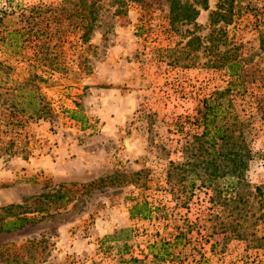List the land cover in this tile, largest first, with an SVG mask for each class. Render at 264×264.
I'll list each match as a JSON object with an SVG mask.
<instances>
[{
    "label": "rangeland",
    "instance_id": "rangeland-1",
    "mask_svg": "<svg viewBox=\"0 0 264 264\" xmlns=\"http://www.w3.org/2000/svg\"><path fill=\"white\" fill-rule=\"evenodd\" d=\"M71 1L0 0V207L37 210L0 234V264H264V0H235L232 23L222 0L217 24L219 0H96L97 25ZM190 4L194 22L172 20ZM17 28L16 53L1 36ZM227 88L248 123L247 184L168 181L203 130L204 100ZM31 91L48 112L17 121L11 95L31 105ZM123 227L128 240L110 238Z\"/></svg>",
    "mask_w": 264,
    "mask_h": 264
},
{
    "label": "trees",
    "instance_id": "trees-1",
    "mask_svg": "<svg viewBox=\"0 0 264 264\" xmlns=\"http://www.w3.org/2000/svg\"><path fill=\"white\" fill-rule=\"evenodd\" d=\"M75 1V0H74ZM73 5H83L82 11L76 16H81V21H85V25H97L98 16L96 9L100 8L99 1L90 0H76ZM135 2H140L143 0H133ZM209 0H203L202 2L196 0L195 2H200L203 8L208 9ZM228 10L226 9V17L223 15L222 10L225 8L223 6L222 0L216 5V10L212 12V24H217L222 20L223 16L224 22L232 23L236 15L235 12V0H229ZM183 12L174 13L172 10V20H187L188 22H194L199 15V9L194 5L182 6ZM34 7L32 11L36 10ZM64 9V8H63ZM7 14L6 11H3ZM3 18L0 17V23L3 24ZM31 25L32 23L29 22ZM25 30V29H24ZM34 28H30L28 35ZM90 27L85 35L84 40L89 39V35L92 32ZM25 35L23 29H14L2 34V42L4 47H9L13 49V52H18L21 49L23 41L22 38ZM12 43V44H11ZM20 47V49H18ZM15 50V51H14ZM2 65V63H0ZM241 66L239 63L232 61L229 64L231 71L236 67ZM55 68H58L57 65ZM239 78V75L235 74L234 71L231 72ZM27 85V84H24ZM16 88L22 90V85H16ZM15 88V89H16ZM18 92V91H17ZM230 88L216 91L210 98L204 100L203 109L201 111V117L196 120L202 126V132L196 134L192 141L187 142L183 150L189 152L188 159L183 164L170 162V167L167 172V180L171 181L174 178L183 181L189 177L195 176L197 179H201L204 183L208 180L224 178L231 176L235 179V183L239 186L246 185L245 175L249 168L250 161L253 157V151L251 149L250 143L247 139L245 129L248 126L247 122L238 115L233 100L229 97ZM13 97L10 104V114L23 117L27 116L30 118H41L43 115L47 114V105L38 100L40 95L35 94V91H31L29 96L32 100L31 105H27L23 102L18 101L21 97L25 98L23 94L14 93L11 95ZM74 118H77L76 114H72ZM194 179L192 181V187H194ZM49 196V195H44ZM242 195L238 199H234L233 202L237 203L242 200ZM36 204V202H32ZM262 213L261 216L264 222V201L262 202ZM139 205L134 206L133 211L140 213ZM37 210H33L31 207L23 204H10L0 207V234L1 233H13L23 230L27 224L34 222L35 218L29 215ZM233 216L232 214H230ZM148 216V215H145ZM234 222V221H233ZM232 230L237 232V224L232 223ZM130 227H123L116 231L110 238L113 240H128L130 238ZM241 237V235H238ZM35 243L31 242L24 249L28 250ZM138 264H147L138 259H132ZM13 264H21L22 260L17 257V259L11 260ZM12 264V263H11Z\"/></svg>",
    "mask_w": 264,
    "mask_h": 264
},
{
    "label": "crops",
    "instance_id": "crops-1",
    "mask_svg": "<svg viewBox=\"0 0 264 264\" xmlns=\"http://www.w3.org/2000/svg\"><path fill=\"white\" fill-rule=\"evenodd\" d=\"M99 75L100 74H98V75H94V77L96 78V77H99ZM105 100L109 103V104H113L108 98H105ZM131 107L129 106L128 107V109H130ZM105 116L106 115H104V113H103V118H105ZM107 117L108 118H110L111 119V117H109L108 115H107ZM113 119V118H112ZM113 120H115V119H113ZM113 122V121H112ZM108 124H109V121H108ZM93 179V175H91V173H85L84 175H83V179L82 180H84V181H89V180H92Z\"/></svg>",
    "mask_w": 264,
    "mask_h": 264
}]
</instances>
